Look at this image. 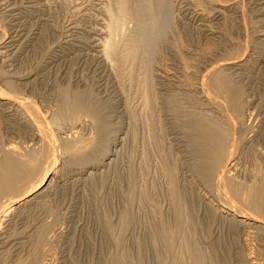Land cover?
Here are the masks:
<instances>
[{
	"label": "rangeland",
	"instance_id": "374dc122",
	"mask_svg": "<svg viewBox=\"0 0 264 264\" xmlns=\"http://www.w3.org/2000/svg\"><path fill=\"white\" fill-rule=\"evenodd\" d=\"M117 1L0 0V88L17 85L8 92L29 98L42 117L40 127L29 125L19 106L0 104V160L12 151L44 158L48 135L57 144L53 161L40 159L12 193L37 184L55 162V175L0 221V264H264V214L238 224L220 206L254 210L244 193L264 175V0H128L147 19L142 9L152 2L161 23L134 62H112L101 46L109 38L106 11ZM118 20L113 37L121 42L137 21ZM214 69L241 96L245 115L233 127L238 118L211 85ZM73 95L91 96L85 103L93 106L91 116L78 114L79 126L60 116ZM194 111L228 116L216 119L235 138L232 164H223L224 178L215 176L221 181L199 169L186 124ZM234 185L241 188L236 196Z\"/></svg>",
	"mask_w": 264,
	"mask_h": 264
},
{
	"label": "bare ground",
	"instance_id": "6f19581e",
	"mask_svg": "<svg viewBox=\"0 0 264 264\" xmlns=\"http://www.w3.org/2000/svg\"><path fill=\"white\" fill-rule=\"evenodd\" d=\"M227 1V0H226ZM24 2V1H23ZM118 3L116 4V5H114L115 6V8H113V7H110V8H112V9H108V8H106V10L108 9L109 11H106L107 13H109V20H108V26H107V31H108V34H109V38H108V40L105 38V41H104V43L102 44L103 46H101V47H103V48H101L102 50V52H103V57L104 58H106L105 60H108V61H112L113 62V60H118L119 61V59H122V56L125 58H127V60L128 61H131L132 60V62H134V59L137 57L136 55H137V53H139V49H140V45L142 46V43H145L146 44V47H148V43L150 44L151 43V41H150V39H151V37H153V35L151 36L150 34H151V32L155 29V27L156 26H158V24H160L161 23V21H160V23H159V20L158 19H161L160 17L158 18L157 16H156V13H154L155 12V9L153 8L154 6L153 5H151V3L150 4H148V3H146V5H145V7H144V9H142V10H145V12L149 15L148 16V19L147 18H145L143 15H141L140 13H139V11L138 10H134V8L132 9V5L130 4V6H129V3L131 2H128V0H118L117 1ZM147 2V1H146ZM224 2V1H223ZM228 2V1H227ZM166 3V2H165ZM218 3V2H217ZM140 5V4H139ZM169 5V4H168ZM113 6V5H112ZM153 6V7H152ZM253 6V5H252ZM27 7V6H26ZM38 7V6H37ZM141 7V6H140ZM142 7V8H143ZM159 7V6H158ZM222 7V6H221ZM5 8H7V7H5ZM157 8V7H156ZM141 10V11H142ZM160 10V9H159ZM158 10V11H159ZM163 10V9H162ZM221 10V9H220ZM140 11V12H141ZM157 11V12H158ZM229 11V10H228ZM143 13V12H142ZM145 13V14H146ZM198 13V12H197ZM200 13V12H199ZM226 13V12H225ZM160 14H162V13H160ZM201 14V13H200ZM165 15V14H164ZM158 16H160V15H158ZM163 16V15H162ZM118 19H122V20H129V19H135L137 22V28L135 29V31L133 32V33H131V35H128V38H125V40L123 41L122 39V41L121 42H119L120 41V39H119V41H116L115 40V38L113 37V34L116 32V30H118L117 28H120V26H119V23H122L121 22V20H118ZM134 20V21H135ZM174 20V19H173ZM110 21V22H109ZM216 24V23H215ZM154 27V29L152 30V28ZM157 28V27H156ZM155 31V30H154ZM156 31H159V30H157L156 29ZM119 32V31H118ZM164 32V31H163ZM27 33V32H26ZM154 35H156V33H154V32H152ZM29 34V33H28ZM116 34H117V32H116ZM159 34V33H158ZM127 35V34H126ZM6 36V35H5ZM5 36H3V37H5ZM107 36V35H106ZM114 36H116L115 34H114ZM17 37V36H16ZM8 38V37H7ZM11 38V36H9V39ZM119 38V37H118ZM154 38V37H153ZM29 39V38H28ZM3 41V40H2ZM10 41V40H9ZM99 41V40H98ZM150 41V42H149ZM6 42H7V39H6ZM5 42V43H6ZM8 43V42H7ZM1 44V43H0ZM3 44H4V42H3ZM6 45V44H5ZM151 45V44H150ZM0 46H2V45H0ZM34 46V45H33ZM3 47H4V45H3ZM2 47V48H3ZM99 47V46H98ZM144 47V46H143ZM145 47V48H146ZM148 49V48H147ZM96 51V50H95ZM142 51V50H141ZM140 51V52H141ZM144 51V50H143ZM146 52V51H145ZM16 55V54H15ZM239 55V54H238ZM101 56H102V54H101ZM138 56H139V54H138ZM141 57V56H140ZM103 58V59H104ZM126 58L125 59H122V60H126ZM142 58H144V57H142ZM121 60V61H122ZM136 61V60H135ZM115 62V61H114ZM120 62V61H119ZM131 62V63H132ZM233 62V61H232ZM214 64V63H213ZM217 64V63H216ZM221 64H222V62H221ZM38 65V64H37ZM16 66V65H15ZM203 66V65H202ZM218 67V66H217ZM223 67V66H222ZM215 68V67H214ZM220 68H221V65H220ZM217 69H219V67L217 68ZM222 69V68H221ZM28 70H29V68H28ZM104 70V69H103ZM211 70V72L213 71L212 69H210ZM214 70H216V69H214ZM145 71H147V70H145ZM215 72V71H214ZM223 72V71H222ZM222 72H220L219 71V73H218V71L216 70V75H214V76H212V77H214V79H212L211 80V85L217 90H220V91H222V93H223V96H224V94H225V98H224V100L226 101V103L228 104V106H227V108L229 107L230 109H231V111H233V112H231L230 113V109H229V112L227 111V109H226V112H227V114L229 115V116H231L232 115V117L234 118V115H235V117H237L238 119H239V121H237L238 119H232L233 120V122L236 120V122L238 123V124H240V119L245 115H243L242 113L244 112H240V110L242 111V109L243 108H241V106L243 105V104H241V96L239 97V92H238V94L237 93H234L233 94V92L231 93V91H233L232 90V85H231V83L229 82V81H231V80H227L226 79V77L224 76V75H222ZM13 73V72H12ZM224 73V72H223ZM206 74H208V73H206ZM209 74H211V73H209ZM214 74V73H213ZM225 74V73H224ZM227 74V73H226ZM4 77V76H3ZM148 77V76H147ZM206 77V76H205ZM208 77V76H207ZM210 77V76H209ZM225 77V78H224ZM229 79H230V77H229ZM8 82V81H7ZM202 82H204V81H202ZM233 82V81H232ZM209 83V82H208ZM7 84V86H8V88H7V86H6V88H7V90L5 89H2V88H0V104H2V105H4V104H10V106L12 105H14V106H19L21 109H23L24 110V112H25V114L28 116V118H26V119H28L29 121V125H31V124H33L34 126H36V127H40V126H37V125H40L39 124V122H40V120H39V122H37V120H36V117L38 116H40V115H38V109H37V105L35 106L34 104H33V102H31V101H29L28 99L29 98H27V99H25V98H19V96L18 95H16V94H14L13 95V93H15V91H11V90H14V87L15 86H17V85H14V84H12L11 82L10 83H6ZM18 84V83H17ZM145 84H146V82H145ZM204 84V83H203ZM200 85H201V82H200ZM205 87V86H207V85H202V87ZM211 86V87H212ZM234 86V85H233ZM24 87V86H23ZM209 87V86H208ZM18 87H16L15 89H17ZM201 88V87H200ZM9 89H11L10 90V92H8L9 91ZM202 90V89H201ZM203 90H206V89H203ZM212 90V89H211ZM214 90V89H213ZM18 91V90H17ZM21 91V90H20ZM209 91H210V89H209ZM238 90L236 89V92H237ZM11 92H13L12 94H11ZM203 93H204V91H202ZM206 92V91H205ZM215 92V91H214ZM214 92H213V94H214ZM208 94H209V92H207ZM212 93V92H211ZM210 93V94H211ZM19 94V93H18ZM73 94V93H72ZM28 95V94H27ZM85 96H86V94H84ZM84 95H82V97L79 95H73L75 98L74 99H72V97L70 98V97H67L65 100H63L62 101V103H61V105H60V116L61 117H63L62 115H64V114H69L70 115V119H72L71 121H73V119H75V121H74V123H77L78 122V120H80V119H78V118H76V117H81V115H78L79 113H82V112H84V113H87V114H90V116H91V114H93V110H92V107H89L91 104V102L89 103H85L86 102V100L88 101L89 99L88 98H90V97H87V98H85V97H83ZM91 95V94H90ZM148 95V94H147ZM203 95H205V94H203ZM18 96V97H17ZM202 96V95H201ZM206 96V95H205ZM210 95H207L206 96V98H205V100H208V104H210V105H213L214 103L215 104H220V100L218 101L216 98L214 99V98H212V96H210ZM215 96V95H214ZM213 96V97H214ZM217 96V95H216ZM82 98H85V99H83V100H81ZM199 98V97H198ZM220 98V97H219ZM85 100V101H84ZM92 100V99H91ZM85 103V104H83V102ZM146 101V100H145ZM218 101V102H217ZM246 101V100H245ZM94 102V101H93ZM147 102V101H146ZM145 102V103H146ZM201 102V101H200ZM223 101H221V103H222ZM204 103V102H203ZM88 104H90V105H88ZM207 104V105H208ZM223 105H219V107L220 106H224V103H222ZM85 105H87L88 107H85ZM93 105V104H92ZM146 105H147V103H146ZM203 105V104H202ZM202 107V106H201ZM205 107V106H204ZM215 107V106H214ZM225 107V106H224ZM176 108V107H175ZM6 109H8L7 107H6ZM93 109H96V108H93ZM178 110H179V108H178ZM177 109H176V111H178ZM212 110V109H211ZM224 111H225V108L223 109ZM223 110H222V108H221V111L223 112ZM6 111V110H5ZM246 111V110H245ZM19 112V111H18ZM44 112V111H43ZM105 112V111H104ZM180 112V111H179ZM211 112V111H210ZM219 112V111H218ZM222 112L219 114L220 116H222V117H226L227 115H225L224 113L222 114ZM54 113V112H53ZM57 113H58V111H57ZM98 113V112H97ZM100 114H101V112H99ZM201 113V112H200ZM199 112L197 113V112H186V117H187V126L189 127V129H191V138H192V142H193V146L194 147H196V145L198 146L197 148H196V150H197V152H196V154H195V152L193 151V153L196 155L195 156V158L196 159H198L199 160V162H198V164H199V169H200V171L202 172V174L204 173L205 174V176H208V177H214V179H217L216 177L218 176L219 178H221L220 176H222L223 178H224V176L222 175V173L224 172V168L225 167H223V164L225 163V164H228V165H230V164H232V161H233V157L231 156V155H233L232 154V147L230 148V146L231 145H233V143H231V141H230V139H232V137L233 136H230L229 137V133H231V132H229V130H231V129H228L227 127L229 126L230 127V125H227V127L224 125V124H226V122H224V124H222L223 122H221V120H220V122L219 121H217L216 119H219V118H222V117H220V116H218L219 118H214V117H208V115L209 114H211V113H207L208 115H204V113L205 112H202L203 114H200ZM212 113H213V111H212ZM231 115H230V114ZM40 114V113H39ZM95 115V114H94ZM93 115V116H94ZM99 114H97V116H98ZM56 116V115H55ZM58 116V115H57ZM87 116V115H86ZM210 116V115H209ZM211 116H213L212 114H211ZM37 117V118H38ZM59 117V116H58ZM102 117V116H101ZM107 117V116H106ZM228 117V116H227ZM40 118H42L41 116H40ZM44 118V117H43ZM56 118V117H55ZM98 118V117H97ZM214 118V119H213ZM230 118V117H229ZM25 119V120H26ZM77 119V120H76ZM91 119H93V120H95L96 119V116H95V119L94 118H92L91 117ZM228 119V118H227ZM42 120V119H41ZM44 120H45V118H44ZM51 120V119H50ZM99 120V119H98ZM225 119H223L222 121H224ZM230 120V119H229ZM241 120H243V118L241 119ZM77 121V122H76ZM227 122L229 123V121L227 120ZM243 122V121H242ZM245 122V121H244ZM36 123H38V124H36ZM230 123H232V121L230 122ZM259 123V122H258ZM43 124H44V122H43ZM79 123H77V126H79L78 125ZM104 124V123H103ZM185 124V125H186ZM235 124V122L232 124V127H233V125ZM106 125H108V124H106ZM42 126V125H41ZM93 126V125H92ZM101 126V125H100ZM187 126H186V128H187ZM239 126V125H238ZM237 126V127H238ZM31 127V126H30ZM236 127V126H235ZM35 128V127H34ZM48 127H47V125H46V128H45V131H46V129H47ZM74 128H76V126H74ZM100 128V127H99ZM12 129V128H11ZM36 129V128H35ZM37 129H40V128H37ZM79 129V128H78ZM91 129V128H90ZM42 131L44 130L43 128L41 129ZM49 130V129H48ZM77 129H75V131H76ZM80 130V129H79ZM100 130H101V128H100ZM188 130V129H187ZM78 131V130H77ZM190 131V130H189ZM239 131V130H238ZM237 131V132H238ZM38 132V131H37ZM49 132V131H48ZM51 132V131H50ZM49 132V133H50ZM44 133V132H43ZM47 133V132H46ZM75 133V132H74ZM100 133V132H99ZM98 133V134H99ZM82 133H80V135H81ZM103 134V133H102ZM190 134V133H189ZM233 134V132L231 133V135ZM262 134V133H261ZM70 135V134H69ZM104 135V134H103ZM42 136V135H41ZM45 136H47V135H45ZM75 136V135H74ZM77 136V135H76ZM75 136V137H76ZM189 136V135H188ZM238 136V135H237ZM236 136V138H238ZM44 137V136H43ZM48 140H47V142H48V148H46V154L44 153V155H43V153H42V155L44 156V158H42V156H41V160L43 159V161H46V163H48V160H49V158L51 159V156H53L55 153H53V151H54V148L56 149V147H54V141L55 140H53V137H50V135H48ZM83 138V140H84V142H85V139H84V137H82ZM230 138V139H229ZM234 138V137H233ZM46 139V138H45ZM45 139L43 140V141H45ZM90 139V138H89ZM93 139H95V138H93ZM102 139V138H101ZM100 139V140H101ZM235 139V138H234ZM240 139V138H239ZM79 140V139H78ZM81 140V139H80ZM79 140V141H80ZM87 140V139H86ZM99 140V141H100ZM73 141V140H72ZM76 141V140H75ZM93 141V140H92ZM112 141V140H111ZM115 141V140H114ZM230 141V142H229ZM233 141V140H232ZM235 141H238V139L237 140H235ZM240 141V140H239ZM238 141V142H239ZM46 142V143H47ZM87 142V141H86ZM91 142V141H90ZM234 142V141H233ZM58 143V142H57ZM78 143H80V142H78ZM78 143H76L77 145H78ZM82 143V142H81ZM93 143V142H92ZM101 144H102V142H100ZM106 143V142H105ZM229 143H231V145L229 144ZM242 143V142H241ZM12 144V143H11ZM88 144H90V143H88ZM87 144V145H88ZM235 144V143H234ZM13 145V144H12ZM46 145V146H47ZM57 144H55V146H56ZM102 145H104V144H102ZM112 145H114V144H112ZM239 145V144H238ZM238 145H236L235 144V146H236V149H238L237 148V146ZM44 146V145H43ZM74 146V145H73ZM79 147H81V148H79V149H82L83 147L82 146H80V144L78 145ZM89 146V145H88ZM94 146V145H93ZM98 146V145H97ZM11 147H14V146H11ZM33 147V146H32ZM75 147V146H74ZM85 147H87V146H85ZM89 147H91V144H90V146ZM99 147V146H98ZM110 147V146H109ZM109 147H107V148H109ZM194 147H192V149L194 148ZM73 148V147H72ZM106 148V149H107ZM111 148V147H110ZM113 148V147H112ZM234 148V147H233ZM7 149H10V147L9 148H7ZM76 149V148H75ZM78 149V148H77ZM90 149V148H89ZM93 149V148H92ZM195 149V148H194ZM231 149V150H230ZM247 149V148H246ZM11 150H12V148H11ZM234 150H235V148H234ZM41 151V150H40ZM77 151V150H76ZM14 151H12V152H7V154H5V156H3L4 158L2 159V160H0V199H3V198H5L7 195H9V194H11V196L13 195L12 193H14V192H16V190H17V187L18 186H20V184H22V183H20L19 184V181L20 182H22L21 180H23V182H24V179H27V175H29L30 176V174L33 172V174L37 171H35L34 172V170L35 169H37L36 167L39 165V163L41 162H39V160L40 159H38L37 157H36V155H33V153L31 154V153H29V152H31V151H28V152H26V153H29V155H25L26 157H24V158H22V157H19L18 155H17V153L16 152H14ZM33 152V151H32ZM101 152H103V151H101ZM109 152H110V150H108V152H106V150H105V154L103 155V156H105V155H110L109 154ZM77 153V152H76ZM79 153V152H78ZM81 153V152H80ZM79 153V155H82V154H80ZM112 153V152H111ZM235 153H236V151H235ZM35 154V153H34ZM37 155H38V153H36ZM40 154H41V152H40ZM57 154V153H56ZM23 155V154H22ZM21 155V156H22ZM75 156V155H74ZM83 156V155H82ZM84 156H86V155H84ZM54 157H55V155H54ZM78 157V156H77ZM80 157V156H79ZM99 157V156H98ZM102 157V156H101ZM88 158V157H87ZM103 158V157H102ZM105 158V157H104ZM53 159V158H52ZM51 159V160H52ZM56 159V158H55ZM81 159H82V157H81ZM84 159H86V158H84ZM92 159H94L93 157H92ZM234 159H235V157H234ZM95 160V159H94ZM98 160H100V162H102V160L101 159H98ZM236 160V159H235ZM53 161V160H52ZM54 161H56V160H54ZM97 161V160H96ZM96 161H95V163H96ZM49 162H50V160H49ZM99 162V161H98ZM109 162V161H108ZM228 162V163H227ZM44 163V162H43ZM53 164H51V165H46L45 167V171H44V169L42 170L43 172H44V174L42 175V177H40L39 175V177H40V180H38V182H37V184L35 183L34 185H32L31 184V186H29V187H25V189H23V190H21L18 194H15V195H13L11 198L10 197H6V198H8L7 200H5L4 201V199H3V201H1L0 202V221L3 219V216L5 217L6 215H8L9 214V212L13 209V208H15L16 206H18V205H20V204H22V203H24V201H27V199H29V197L31 196V195H33V193H35L37 190H39L41 187H42V185L45 183V182H47L48 180H49V178H50V176L51 175H55L54 174V172H53V170H54V167H55V162H52ZM91 163V162H90ZM97 164V163H96ZM96 164H95V166H96ZM195 164V163H194ZM98 165V164H97ZM42 165H40V167H41ZM91 166H94V163L91 165ZM196 166H197V163H196ZM226 166V165H225ZM57 167V166H56ZM195 167V166H194ZM233 167V166H232ZM198 168V167H197ZM223 168V169H222ZM229 168V167H228ZM223 170V171H222ZM226 170V169H225ZM227 170H229V169H227ZM59 171V170H58ZM199 171V170H198ZM38 173V172H37ZM225 173V172H224ZM24 175H26V178L24 177L23 178V176ZM227 175V174H226ZM37 176V175H36ZM204 176V175H203ZM216 176V177H215ZM31 177V176H30ZM21 178H23V179H21ZM228 178V177H227ZM21 179V180H20ZM212 179V178H211ZM213 179V180H214ZM228 179H230V178H228ZM207 180H208V178H207ZM217 180H220V179H217ZM225 180H226V177H225ZM26 181V180H25ZM33 181V180H32ZM204 181V180H203ZM221 181V180H220ZM29 182V181H28ZM217 182H219V181H217ZM222 182H223V179H222ZM234 182V181H233ZM229 183H231L230 181H229ZM212 184V183H211ZM220 184V183H219ZM225 184V183H224ZM241 184V183H240ZM24 185V184H23ZM214 185V184H213ZM243 186V185H242ZM231 188L232 187H230V190H231ZM18 189H19V187H18ZM248 192H247V190H246V192L245 191H243V192H245L244 193V195L246 194V196H247V198H244V200L246 199L247 201H248V203H249V205L254 209V210H247V209H243L240 205H238V204H231V203H227V202H221L220 203V206L221 207H223V210H221V211H224V212H226V214H227V216L228 217H231V218H233V219H237L236 221H238L237 223L239 224V223H241V224H243V223H245V222H257V221H259L261 218H263L264 217V215H263V217L261 216L262 214H264V175L263 176H261V180H260V182L258 183V184H255L254 186H251V188H249L248 187ZM233 191L232 192H230V193H234V191H235V193H241V188H240V185L238 186H236V185H234L233 186V189H232ZM242 190H243V188H242ZM245 190V189H244ZM228 191V190H227ZM242 192V193H243ZM177 193V192H176ZM233 194V195H235L236 196V194ZM248 193V194H247ZM219 195H221V194H219ZM225 196H229V195H225ZM224 196V197H225ZM238 196V195H237ZM245 196V197H246ZM242 197H244V196H242ZM31 198V197H30ZM230 198V197H229ZM228 198V199H229ZM176 199V198H175ZM179 199V198H178ZM177 199V200H178ZM225 199V198H224ZM232 199V198H231ZM240 200V199H239ZM243 200V201H244ZM30 201V200H29ZM242 201V200H241ZM247 201H245L244 203H246ZM239 202V201H238ZM247 203V204H248ZM246 204V205H247ZM177 205H179V204H176L175 206H177ZM249 205H247V207L249 206ZM179 208V207H178ZM252 208H250V209H252ZM13 211V210H12ZM178 211V210H177ZM219 211V210H218ZM25 212V211H24ZM179 215H180V213H179ZM178 214H177V217L179 216ZM180 217V216H179ZM261 217V218H260ZM179 220V222H178V225H180V218H178ZM264 219V218H263ZM3 220H5V219H3ZM2 220V221H3ZM1 221V222H2ZM262 221V220H261ZM0 222V223H1ZM5 221H3V223H4ZM263 222H264V220H263ZM248 223H246V224H248ZM262 223V222H261ZM181 224H182V222H181ZM255 224V223H254ZM16 226V225H15ZM181 226V225H180ZM243 226V225H242ZM2 227V226H1ZM22 229V228H21ZM3 230V229H2ZM165 230V229H164ZM166 231V230H165ZM164 231V232H165ZM1 234V233H0ZM5 235V234H4ZM3 236V235H2ZM18 236V235H17ZM3 240V239H2ZM20 251V250H19ZM119 262V261H118ZM169 262V261H168ZM171 262V261H170ZM257 262V261H256ZM117 263V262H116ZM264 263V262H263ZM117 264H119V263H117ZM172 264H176V263H172Z\"/></svg>",
	"mask_w": 264,
	"mask_h": 264
}]
</instances>
